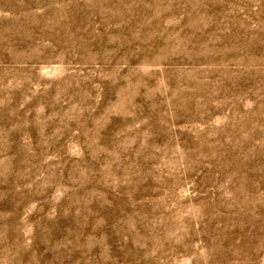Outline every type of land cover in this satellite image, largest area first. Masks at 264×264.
Instances as JSON below:
<instances>
[{
	"label": "rangeland",
	"instance_id": "obj_1",
	"mask_svg": "<svg viewBox=\"0 0 264 264\" xmlns=\"http://www.w3.org/2000/svg\"><path fill=\"white\" fill-rule=\"evenodd\" d=\"M0 264H264V0H0Z\"/></svg>",
	"mask_w": 264,
	"mask_h": 264
}]
</instances>
